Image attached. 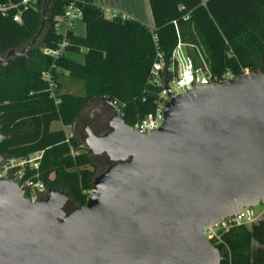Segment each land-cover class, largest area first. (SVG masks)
Listing matches in <instances>:
<instances>
[{
  "label": "water",
  "instance_id": "obj_1",
  "mask_svg": "<svg viewBox=\"0 0 264 264\" xmlns=\"http://www.w3.org/2000/svg\"><path fill=\"white\" fill-rule=\"evenodd\" d=\"M42 31L0 56V71ZM113 109L107 132L85 126L88 153L111 163L85 205L67 212L65 191L33 201L0 179V264H221L206 229L264 200L262 69L170 94L151 133Z\"/></svg>",
  "mask_w": 264,
  "mask_h": 264
},
{
  "label": "trees",
  "instance_id": "obj_2",
  "mask_svg": "<svg viewBox=\"0 0 264 264\" xmlns=\"http://www.w3.org/2000/svg\"><path fill=\"white\" fill-rule=\"evenodd\" d=\"M73 1L38 0L22 10L21 22L14 21L16 10L6 16L0 11V56L25 48L43 28L28 54L0 71V123L5 136L0 154L24 158L43 151L40 177L49 192L69 195L67 212L86 204L95 178L111 163L105 155L88 153L84 134L76 130L70 138L64 129H52L53 123L78 127L94 103L100 122L117 107L126 123L135 127L156 111L161 87L152 83L154 63L160 53L169 58L180 39L194 44L190 55L197 66H203L199 51L211 73L220 78L229 73L239 77L246 70L264 72V0H149L154 29L135 19L108 18L95 0H76L86 26L84 37L72 30L62 35L56 28ZM2 6H10L9 1L0 0ZM65 40L69 45L58 60L44 54ZM67 52L83 54L84 62L69 59ZM50 70L57 82L56 97L43 78ZM61 72L82 82L84 94H61ZM99 158H104L105 166L99 165ZM252 242L248 226L225 233L216 245L221 264H264V258L253 259Z\"/></svg>",
  "mask_w": 264,
  "mask_h": 264
},
{
  "label": "built area",
  "instance_id": "obj_3",
  "mask_svg": "<svg viewBox=\"0 0 264 264\" xmlns=\"http://www.w3.org/2000/svg\"><path fill=\"white\" fill-rule=\"evenodd\" d=\"M8 1L10 6H2L0 7V11L6 16L9 10H16L17 13L14 15V21L21 22L22 10L29 9L38 0ZM110 18L128 19L126 15L119 12H113ZM63 19L67 23L68 30L74 31L77 22L82 20V11L76 0L69 5ZM155 39H157L156 35ZM68 45V40H65L60 44L58 49H46L44 50V54L52 57L56 61L63 56ZM190 45L180 39L177 48L169 58L162 53L159 54L151 71L152 83L161 87L156 111L148 118L138 122L134 127L135 129L144 134L158 129L164 122V112L170 101V94L179 96L187 94L198 86L213 85L234 78L230 73L226 74L223 78L212 74L201 52H199V56L201 57L200 61L203 63V66H197L194 58L188 51L194 48V46ZM54 66L55 64H53ZM249 73L250 71L246 70L245 74ZM43 78L49 82L52 96L56 97L57 82L51 70L44 72ZM43 154V151H39L29 157L4 158L0 165V179H13L20 185L25 195L29 196L33 201L47 198L49 190L40 177ZM33 193H37V196L33 197ZM259 206H261V210L258 214L253 207L244 208L237 215L226 218L220 224L206 229L208 240L216 247V245L222 243L225 233H228L234 228L248 226L250 223H253L257 218L264 215V200Z\"/></svg>",
  "mask_w": 264,
  "mask_h": 264
},
{
  "label": "crops",
  "instance_id": "obj_4",
  "mask_svg": "<svg viewBox=\"0 0 264 264\" xmlns=\"http://www.w3.org/2000/svg\"><path fill=\"white\" fill-rule=\"evenodd\" d=\"M95 4L105 10L106 16L110 18L113 12H119L126 15L130 19H135L150 27L155 28V22L149 0H95ZM109 14V15H108ZM57 31L65 35L68 31L67 23L60 18L56 26ZM74 33L77 36L84 37L86 34V26L83 22H77ZM69 59L83 63L84 55L67 52ZM67 72H61V76H68ZM258 214L259 211H256ZM249 229L252 232V256L253 259L264 258V215L250 223Z\"/></svg>",
  "mask_w": 264,
  "mask_h": 264
},
{
  "label": "rangeland",
  "instance_id": "obj_5",
  "mask_svg": "<svg viewBox=\"0 0 264 264\" xmlns=\"http://www.w3.org/2000/svg\"><path fill=\"white\" fill-rule=\"evenodd\" d=\"M190 46H194V44H191ZM187 48H190V47H187ZM189 53H191V55L193 56L194 55L193 54L194 53L193 49H191L189 51ZM196 53L198 54V59L200 60L201 57L199 56V51H197ZM66 74H68V73H66ZM60 82L62 83V88L59 91L61 94L62 93H70V94H75V95H82V94H84V88H83L82 82H80L79 80H76V79L70 77V75H68V76H61L60 77ZM98 112H99V110H98L96 104L92 103L90 105L89 109L87 110L85 116H84V122L78 124V127H77V124H75L73 126L65 127V126L62 125L61 122H55L52 125V129L55 130V129L62 128V129H64L66 131L68 137H70V138L73 137L76 134V130L78 132H80L81 134H84L83 137H85L86 136V132H85L84 128H85V126L87 124L91 125L92 128H94V130H96V131H100V130H103V129L107 130V128H108V121L111 118V116L114 115V109H112V111L109 113V115L106 116L105 119H104V121L101 122L100 124H99V122L96 123L91 118V115H93L95 118L98 117L100 115V114H98ZM98 162H99V165H104V158H99L98 159ZM104 166H103V168H104ZM36 196H37V193H33V197H36ZM253 208L256 211H260L261 210V206L253 207Z\"/></svg>",
  "mask_w": 264,
  "mask_h": 264
},
{
  "label": "flooded vegetation",
  "instance_id": "obj_6",
  "mask_svg": "<svg viewBox=\"0 0 264 264\" xmlns=\"http://www.w3.org/2000/svg\"><path fill=\"white\" fill-rule=\"evenodd\" d=\"M87 110H88V109H87ZM98 113H99V112H98ZM91 118H92L96 123H98V122H99V124L101 123L100 120L98 119V117L95 118L93 115H91ZM84 129H85V128H84ZM107 129H108V130L110 129L109 126H108ZM108 130H107V131H108ZM104 131H106V130H105V129L100 130L99 133L102 134ZM107 131H106V132H107Z\"/></svg>",
  "mask_w": 264,
  "mask_h": 264
}]
</instances>
